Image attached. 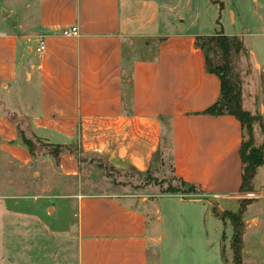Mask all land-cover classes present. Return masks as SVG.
<instances>
[{
	"label": "crops",
	"instance_id": "obj_1",
	"mask_svg": "<svg viewBox=\"0 0 264 264\" xmlns=\"http://www.w3.org/2000/svg\"><path fill=\"white\" fill-rule=\"evenodd\" d=\"M207 2L218 7L220 31H204L198 15L184 27L161 0H0V155L36 167L34 177L50 188L41 205L39 196L14 194L11 184L0 193V264H164L174 230L165 226L170 211L160 200L82 195L72 182L80 154L144 175L168 145L173 177L197 192L161 199L202 207L209 264H235L233 252L222 253L221 227L231 224L223 214L237 213L238 200L251 202L242 214V263L264 264V192L240 191L239 121L204 114L220 98V80L206 71L195 41L216 34L241 40L248 56L242 105L255 115L245 100L253 91L263 120L264 47L244 43L234 1ZM72 26L79 35L63 36ZM138 43L152 44L153 55H141ZM20 133L50 151L60 146L58 159L48 150L36 159ZM259 175L264 183V165L254 187Z\"/></svg>",
	"mask_w": 264,
	"mask_h": 264
},
{
	"label": "rangeland",
	"instance_id": "obj_2",
	"mask_svg": "<svg viewBox=\"0 0 264 264\" xmlns=\"http://www.w3.org/2000/svg\"><path fill=\"white\" fill-rule=\"evenodd\" d=\"M209 0H161V3L168 5L173 9V15L182 17L184 20V27H189V19L198 15L197 20L201 27H204V31L214 33L220 31L221 26L215 25V18L218 17V7L214 4H209ZM227 2L234 1L236 5V25H239L240 32L245 35L244 43L254 44L256 47H264V38L259 37V34H264V0H226ZM254 5V3H256ZM233 6V5H231ZM176 17V16H175ZM176 19V18H174ZM177 24H179L177 22ZM226 29L229 25V19H225ZM151 42V41H150ZM157 42V40H154ZM151 42V43H154ZM125 49L130 50V43L126 42ZM140 44V43H138ZM142 45L141 55L152 56L153 47L150 44L148 47ZM138 49V48H137ZM140 51V49H138ZM137 51V52H138ZM214 62L221 63V55L217 53L213 56ZM248 56L246 52L241 54H232L231 56V69L232 77L234 79L242 78V73H245V68ZM238 80V79H237ZM242 88V81H240ZM251 90H255L251 88ZM250 92V91H249ZM253 91L248 93L246 103L254 109L255 121L252 124V133L254 140V147H264V120L259 115L262 101L257 97H254ZM245 103V105H246ZM16 122L21 128H27V121L20 117L16 118ZM245 134V140H247V134ZM48 150V147L40 144L36 146L34 144L33 155L37 159V156L42 151ZM80 174L73 180V185H77L82 195H108L114 194L125 197L130 201H158L160 204L166 206L168 211L166 213L167 222L166 228H172L173 240L177 241V244H173L171 241V249L169 255L166 256L164 252L163 258L164 264H209L214 263L212 259L208 260V248L205 239L206 231L203 228V222L201 221V211L203 210L200 205L193 204H181L175 199H166L162 197L173 195L167 193L168 187L178 189L181 192H185L187 187H183L179 181H177L172 175L171 168V156L169 145L166 149H162L155 157L154 164L148 173L144 175H138L134 172H122L112 169L103 160L94 156H86L80 154ZM37 168H23L19 167L6 156L0 155V193H7L10 184L11 190L14 194L24 195L26 197H36L39 205L43 199L40 196L46 195L49 191V187L42 183L37 177H34V173ZM55 175H53L54 178ZM261 176L259 175L255 181L256 185L253 186V191L264 192V183L259 181ZM39 180V181H38ZM49 181V179H47ZM259 181V182H258ZM71 182V181H69ZM75 183V184H74ZM181 195L182 198H187L192 194H175ZM257 196V195H256ZM46 200V199H45ZM246 200H238V203L245 202ZM33 207V206H32ZM65 225V224H60ZM222 253L225 256L232 257L231 251V236L232 226L231 224H222ZM221 226V225H220ZM209 229V228H208ZM207 229V230H208ZM209 231V230H208ZM211 232V231H209ZM264 232V231H263ZM172 237V233H171ZM220 235L217 236L218 239ZM190 244V245H189ZM189 247V248H188ZM191 247V248H190Z\"/></svg>",
	"mask_w": 264,
	"mask_h": 264
},
{
	"label": "trees",
	"instance_id": "obj_3",
	"mask_svg": "<svg viewBox=\"0 0 264 264\" xmlns=\"http://www.w3.org/2000/svg\"><path fill=\"white\" fill-rule=\"evenodd\" d=\"M195 45L204 53L206 71L208 73L217 75L220 80V98L215 104L205 110L204 114L211 116L230 115L239 121L243 138L239 151L242 163L240 191L251 192L253 189V179L256 169L264 165V147H254L252 124L255 121V117L243 108L242 90L240 84L241 79L237 78V80L232 77L231 56L232 54H241L244 52L242 42L237 37H227L223 34H216L213 36L196 37ZM217 53L221 55V63L219 64L215 63L213 59V56ZM245 132L247 134V140H245ZM20 139L22 144L33 156L34 143L27 139L23 133H20ZM61 151L62 148L57 146L52 148L50 152L55 159H58ZM73 153L78 154L79 152L76 150L73 151ZM175 179L179 181L183 187H187V190H185L183 193L178 189L168 187L167 193L196 194L197 191L195 186L188 185L177 178ZM249 203L251 202H242L237 213L225 212L223 214V217L231 222L233 228L231 249L235 264H243L241 254L242 237L245 226L242 222V214L244 212L245 206Z\"/></svg>",
	"mask_w": 264,
	"mask_h": 264
},
{
	"label": "built area",
	"instance_id": "obj_4",
	"mask_svg": "<svg viewBox=\"0 0 264 264\" xmlns=\"http://www.w3.org/2000/svg\"><path fill=\"white\" fill-rule=\"evenodd\" d=\"M62 35L66 36V37H77L79 35L78 28L76 26H72L70 28L63 29ZM43 49H44V42L41 39L39 41V44H38V47H37L36 51L37 52H42ZM247 196H249V198H251V199L252 198H256L255 195H247ZM247 199H248V197H247Z\"/></svg>",
	"mask_w": 264,
	"mask_h": 264
}]
</instances>
